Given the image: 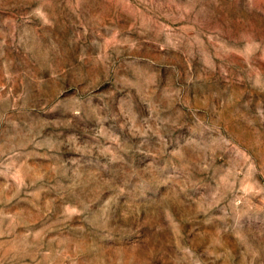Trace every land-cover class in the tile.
I'll return each instance as SVG.
<instances>
[{
    "label": "rangeland",
    "instance_id": "obj_1",
    "mask_svg": "<svg viewBox=\"0 0 264 264\" xmlns=\"http://www.w3.org/2000/svg\"><path fill=\"white\" fill-rule=\"evenodd\" d=\"M0 264H264V0H0Z\"/></svg>",
    "mask_w": 264,
    "mask_h": 264
}]
</instances>
